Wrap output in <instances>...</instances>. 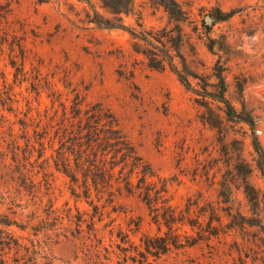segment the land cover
<instances>
[{
    "label": "rangeland",
    "instance_id": "obj_1",
    "mask_svg": "<svg viewBox=\"0 0 264 264\" xmlns=\"http://www.w3.org/2000/svg\"><path fill=\"white\" fill-rule=\"evenodd\" d=\"M89 1L0 0V100L11 108L0 130V264H141L124 240L166 231L137 197L86 199L54 168L49 136L73 103L113 116L154 175L146 181H165L168 205L197 203L199 226L177 225L196 243L153 264H264L250 131L209 95L219 62L225 97L252 117L264 150V0H178L179 18L155 0H131L127 15ZM94 12L126 29L96 26Z\"/></svg>",
    "mask_w": 264,
    "mask_h": 264
},
{
    "label": "trees",
    "instance_id": "obj_2",
    "mask_svg": "<svg viewBox=\"0 0 264 264\" xmlns=\"http://www.w3.org/2000/svg\"><path fill=\"white\" fill-rule=\"evenodd\" d=\"M78 1L90 4L89 0ZM155 1L174 18H179L182 14L178 0ZM100 2L114 15H127L132 7L131 0H100ZM94 13L92 22L96 26L104 29H126L122 23L114 24L97 12ZM219 13L218 21H224L231 18L235 11ZM117 20L120 21V17H117ZM207 48L212 51L211 46L208 45ZM224 69L219 62L215 63L212 75L216 82L214 92L209 95L212 100L222 105L223 113L228 119L248 126L251 147L255 155L254 161L264 179V150L255 134V123L243 107L241 111H238L225 97ZM18 72L21 73L19 70ZM182 81L188 84L186 79L183 78ZM3 85L6 86L5 81ZM50 95L53 96V92ZM8 100L10 101L9 98ZM0 106L2 107L0 109L1 130L7 122L2 111L4 109L10 111L11 108H8L2 99ZM54 126L56 128L53 130V135L49 136L48 140L52 149L57 144V148L54 149L56 153V158L53 160L54 168L66 176L73 186L80 189L84 198L90 199L94 193L98 202L106 197L105 201L111 204L117 196L137 197L152 214L157 231L160 232L163 227L166 229L162 236L142 234L137 245L129 239L124 240V243L135 246L134 253L141 259L138 263L153 264L171 249L191 247L196 243L191 236L180 234L177 225H188L192 230L199 226L198 220L194 222L191 215L193 214L192 207L197 206V203L191 204L188 201L182 209L168 205L165 198V181L160 178H157L156 183L146 181L154 175L141 159L134 156L132 148L117 130L111 114L94 106L82 110L76 103H73L69 111L63 106L59 122ZM54 126L50 123L45 125V136L49 135ZM12 142L15 145L16 142L14 140ZM39 146L41 151L39 158H41L45 151L44 143L40 141ZM134 173L140 174L136 177V181L132 178ZM90 205L93 215L90 216L89 228L94 231V217L101 216V214L99 207L93 204V201Z\"/></svg>",
    "mask_w": 264,
    "mask_h": 264
}]
</instances>
